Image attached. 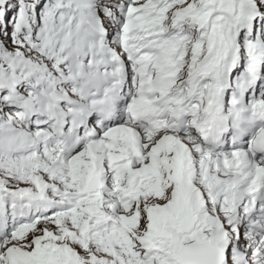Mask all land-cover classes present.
Returning a JSON list of instances; mask_svg holds the SVG:
<instances>
[{"label":"snow or ice","instance_id":"snow-or-ice-1","mask_svg":"<svg viewBox=\"0 0 264 264\" xmlns=\"http://www.w3.org/2000/svg\"><path fill=\"white\" fill-rule=\"evenodd\" d=\"M0 264H264V0H0Z\"/></svg>","mask_w":264,"mask_h":264}]
</instances>
